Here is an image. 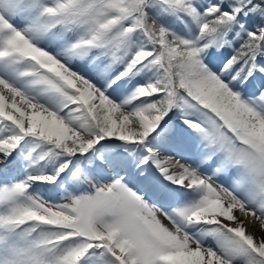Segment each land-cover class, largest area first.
<instances>
[{"label":"snow or ice","instance_id":"obj_1","mask_svg":"<svg viewBox=\"0 0 264 264\" xmlns=\"http://www.w3.org/2000/svg\"><path fill=\"white\" fill-rule=\"evenodd\" d=\"M0 264H264V0H0Z\"/></svg>","mask_w":264,"mask_h":264}]
</instances>
